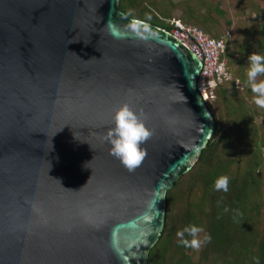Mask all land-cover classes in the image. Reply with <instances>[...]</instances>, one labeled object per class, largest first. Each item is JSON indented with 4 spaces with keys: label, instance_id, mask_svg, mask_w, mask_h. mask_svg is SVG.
<instances>
[{
    "label": "water",
    "instance_id": "95a60500",
    "mask_svg": "<svg viewBox=\"0 0 264 264\" xmlns=\"http://www.w3.org/2000/svg\"><path fill=\"white\" fill-rule=\"evenodd\" d=\"M118 2L0 0V264H147L212 134L198 58ZM122 103L152 133L133 172L106 140Z\"/></svg>",
    "mask_w": 264,
    "mask_h": 264
},
{
    "label": "rangeland",
    "instance_id": "374dc122",
    "mask_svg": "<svg viewBox=\"0 0 264 264\" xmlns=\"http://www.w3.org/2000/svg\"><path fill=\"white\" fill-rule=\"evenodd\" d=\"M124 4L130 17L140 16L145 22L153 19L168 26L169 20L178 19L201 28L209 36L225 37L227 56L224 59L232 75L238 78L241 89L222 88L213 99L205 101L219 131L211 137L215 142L211 158L215 161L217 156L224 162L225 169L217 170L222 175L239 177L250 170L256 179L255 187L248 190L247 212L255 239H259L264 228V108L253 102L255 94L247 84L246 72L249 54L263 52L258 41L264 26V0H127ZM230 57L238 58L239 64ZM256 79L257 82L264 80V74ZM196 164L197 161L179 176H183L176 189L180 198L170 206L172 214L189 207V202L201 199L200 189L195 188L197 184L189 185L195 171L201 170L202 166L196 168ZM179 224L180 221L174 222L176 231ZM199 238L202 240V233ZM199 250H187L191 260H197Z\"/></svg>",
    "mask_w": 264,
    "mask_h": 264
},
{
    "label": "trees",
    "instance_id": "16d2710c",
    "mask_svg": "<svg viewBox=\"0 0 264 264\" xmlns=\"http://www.w3.org/2000/svg\"><path fill=\"white\" fill-rule=\"evenodd\" d=\"M125 1L127 0H119L118 7L129 16L130 14L125 10ZM134 18L145 21L140 16ZM148 22L161 28H168L167 25L153 19ZM259 33L258 46L263 50L260 55L264 56V26ZM224 56H227L226 49ZM230 60L239 64L238 58L230 57ZM222 88H216L215 95ZM206 106L209 109L208 105ZM213 120L212 134L196 159V168L202 166L201 170L195 171L194 178L189 184L191 186L197 184L195 188L200 189L201 199L196 203L189 202V207L172 214L170 206L180 198L176 189L183 176L166 190L164 223L156 242L148 250L147 264H264V228L260 232L259 239H255L256 233H253L254 227L250 224L251 216L247 212L248 190L255 187L256 179L249 170L239 177L227 176L229 178L227 192L217 191L214 188L215 179L222 175L217 170H223L225 167L224 162L221 163L217 156L215 161L211 158L215 144L211 137L219 132L215 118ZM210 160L213 162L212 165ZM252 164H255V160ZM191 172L192 169L189 173ZM175 221H180V228L177 231L173 227ZM189 225L203 229L202 240L205 235L211 236L210 241L202 244L196 261L191 260L187 252L189 248L182 246L176 235L178 231ZM185 238H189L187 233Z\"/></svg>",
    "mask_w": 264,
    "mask_h": 264
},
{
    "label": "clouds",
    "instance_id": "9594fccd",
    "mask_svg": "<svg viewBox=\"0 0 264 264\" xmlns=\"http://www.w3.org/2000/svg\"><path fill=\"white\" fill-rule=\"evenodd\" d=\"M73 42L76 41L70 40L69 43ZM248 61L249 67L246 72L247 84L255 94L253 102L258 107L264 108V80L257 82L256 79L258 75L264 74V56L252 52L248 56ZM151 135L152 133L146 128L136 112L127 103H122L114 110L112 127L106 134V140L110 145V155L117 158L129 172H133L142 164L146 157V151L141 148V145ZM87 163H85V167H87ZM228 185L229 178L225 175L217 177L214 181V188L217 191L227 192ZM201 232H203L201 227L189 225L183 230L178 231L176 235L182 246L199 250L203 243L211 240V236L209 235H205L203 240H201L199 238ZM185 233H187L189 238H185Z\"/></svg>",
    "mask_w": 264,
    "mask_h": 264
},
{
    "label": "built area",
    "instance_id": "2783aa9c",
    "mask_svg": "<svg viewBox=\"0 0 264 264\" xmlns=\"http://www.w3.org/2000/svg\"><path fill=\"white\" fill-rule=\"evenodd\" d=\"M163 29L178 39L200 61L196 87L202 101L213 99L218 87L241 89L238 78L232 75L224 59V36H209L201 28L178 19L169 20L168 28Z\"/></svg>",
    "mask_w": 264,
    "mask_h": 264
}]
</instances>
